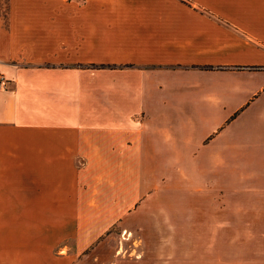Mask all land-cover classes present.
<instances>
[{
	"label": "crops",
	"instance_id": "1",
	"mask_svg": "<svg viewBox=\"0 0 264 264\" xmlns=\"http://www.w3.org/2000/svg\"><path fill=\"white\" fill-rule=\"evenodd\" d=\"M0 77V264L92 263L67 254L74 217H94L80 250L137 200L145 119L176 121L202 167L262 169L236 187L256 206L224 182L223 220L178 224L171 262L264 264V0H0ZM240 109L259 151L206 145L200 124Z\"/></svg>",
	"mask_w": 264,
	"mask_h": 264
},
{
	"label": "rangeland",
	"instance_id": "2",
	"mask_svg": "<svg viewBox=\"0 0 264 264\" xmlns=\"http://www.w3.org/2000/svg\"><path fill=\"white\" fill-rule=\"evenodd\" d=\"M3 13L6 16V10ZM241 113L240 109L222 123L219 120H205L200 124L199 128L203 132L215 130L206 137V145L216 134L225 131L224 135L239 144L248 142L249 150L253 151H243V155L257 153L260 149L258 141L252 142L247 138L252 128L257 132L258 128L255 124L249 125L246 120L243 123L244 116ZM188 122L185 120V127ZM192 124L198 128L196 121H192ZM142 128L138 151L142 158L136 167L135 181L137 200L130 207L122 208L121 215L113 221L104 223L109 228L80 250L76 248L78 237L74 230L85 221L93 224L94 217H74V236L67 254L78 255L79 261L84 257L90 258V264H97V259L105 260L106 264L112 261L114 264H175L171 261L175 259L177 251L178 224L183 227L206 223V220L220 222L222 216L219 208L224 194L219 189L224 187V182L233 184L231 196H236L234 206H245L248 201L250 205L257 204V199L250 197L252 199L248 200L247 196L237 192L240 188L236 187L241 185L244 178L261 176L262 169L202 167L206 165L204 163L200 166L195 159L198 153L187 150L190 145L184 144L188 142V136L177 137L176 121L145 119L142 120ZM198 187L204 188L206 192H197ZM203 202L207 203L206 211L200 206ZM233 211L234 215L237 214V210Z\"/></svg>",
	"mask_w": 264,
	"mask_h": 264
},
{
	"label": "built area",
	"instance_id": "3",
	"mask_svg": "<svg viewBox=\"0 0 264 264\" xmlns=\"http://www.w3.org/2000/svg\"><path fill=\"white\" fill-rule=\"evenodd\" d=\"M1 88H6V83L5 81L0 77V89Z\"/></svg>",
	"mask_w": 264,
	"mask_h": 264
}]
</instances>
